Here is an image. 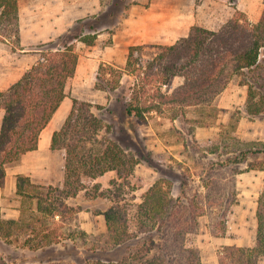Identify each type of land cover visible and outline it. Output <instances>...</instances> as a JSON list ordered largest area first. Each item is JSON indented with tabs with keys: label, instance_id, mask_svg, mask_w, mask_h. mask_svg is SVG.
<instances>
[{
	"label": "rangeland",
	"instance_id": "374dc122",
	"mask_svg": "<svg viewBox=\"0 0 264 264\" xmlns=\"http://www.w3.org/2000/svg\"><path fill=\"white\" fill-rule=\"evenodd\" d=\"M70 1L86 16L74 21L59 42V46L76 42L79 55L76 73L67 82V97L91 103L92 112L104 124L99 138L116 142L137 163L123 176L110 170L94 181L84 179V188L63 200L73 210L64 209L62 216L45 217L44 221H39L44 216L37 211L35 200L5 193L3 218L23 221L13 227L11 238L0 236V264H92L97 259H116L121 250L105 242L109 233L103 212L119 203L128 210L131 230H138V206L156 181L177 199L173 220L177 222L184 210L187 213V245L199 250L202 264H219L228 252L226 246H255L258 200L264 192V112L248 113L246 83L264 97V48L254 72L223 79L222 89L219 79H197L203 63L210 69L218 40L198 58L206 60L185 71L186 77L175 75L159 83L156 79H165L166 61L151 66L153 69H140L141 77L145 74L150 79L142 105L155 108L136 119L128 118L124 110L140 77L138 71L132 74L125 67L132 46L137 47L132 57L136 62V57H156L163 46L179 45L197 26L221 32L234 25L257 23L264 14V0ZM7 29L0 23L3 36L17 44ZM92 34L101 35V40L88 45L75 39ZM237 44L227 45L234 48ZM109 48L118 51L122 64L100 61L98 53L101 56ZM34 49L28 52L33 62L40 56ZM12 63L9 60L8 65ZM104 63L116 71L124 68L116 90L102 88L98 70ZM101 77L118 79L116 72ZM189 93L196 95L182 101ZM3 113L0 108V117ZM250 148L262 152L239 163L228 162L234 153ZM65 156V149L53 150L46 144L41 151L24 154L8 169L23 165V171L33 169L34 182L63 185ZM47 233L54 243L36 247ZM258 264H264V257Z\"/></svg>",
	"mask_w": 264,
	"mask_h": 264
},
{
	"label": "trees",
	"instance_id": "16d2710c",
	"mask_svg": "<svg viewBox=\"0 0 264 264\" xmlns=\"http://www.w3.org/2000/svg\"><path fill=\"white\" fill-rule=\"evenodd\" d=\"M18 20V0H0V23L8 26L9 35H13L17 43ZM0 35L3 36L4 33L0 32ZM62 38L60 36L57 40L39 45V59L17 82L0 91V108L4 112L0 127V184L9 165L17 163L24 154L38 149L41 132L67 97V82L76 72L79 55L76 42L59 46ZM96 38V34L75 37L88 45H92ZM216 40L220 43L216 53L210 58V63L208 62L210 69H207V66L204 68L203 63L202 69H198L201 74L197 79H204L206 82L219 79L217 84L222 89L226 84L222 82L223 79L228 81L233 74L246 77L247 73L254 72L255 67L259 65L264 48V14L257 23L234 25L232 30L223 29L216 32L199 26L194 27L191 34L181 40L179 45L177 43L163 46L162 52L152 59L136 57V62H133L132 57L137 47H130L125 68L132 74H137L138 71L137 76L141 80L137 79L134 83L130 100L125 105L126 116L132 119L143 118L146 112L155 108L142 105L147 93L146 86L150 82L145 74L141 77L142 69H153L151 66L166 61L163 65L165 79H156L159 83L175 75L186 77L185 71L189 72L196 68V64L206 60L199 59L204 57V53L210 49V44ZM231 42L238 44L229 48L227 44ZM181 56L183 61H178ZM193 59H198L199 62ZM217 68L218 72L215 71ZM122 69L124 68H118L116 71L109 64H101L98 73L104 90L112 91L120 86ZM114 72L117 73L118 79H101V74L111 76ZM210 85L212 83H209ZM246 85L248 113L257 115L264 112V97L258 95L252 84ZM194 95L196 93H189L181 100L186 101ZM92 106L89 102L73 99L72 109L64 124L53 133L51 149L66 150L63 185L39 184L28 175H17L16 193L19 197L36 201L37 211L44 216L39 221H44L45 217L61 215L64 209L73 210L67 207L63 200L76 196L84 188V179L94 181L110 170H115L119 176H123L126 170H132L137 163L136 159L116 142H106L99 138L104 124L92 112ZM261 152L251 148L239 150L232 157H228V162L239 163L248 156L256 157ZM176 202L177 199L172 198L168 190H163L162 182L156 181L138 206V230H131L128 210L119 203L103 212L109 233V239L105 242L112 244L115 250L120 248L121 253L116 259H97L92 264H202L199 250L187 245L189 218L185 210L177 222L173 220L179 206ZM256 215L258 226L255 246H226L224 249L228 252L224 253L219 264H258L264 257V192L259 197ZM22 221V218H3L0 207V236L11 238L13 227ZM25 224L30 227V223ZM52 243V235L47 233L35 246H47Z\"/></svg>",
	"mask_w": 264,
	"mask_h": 264
},
{
	"label": "crops",
	"instance_id": "0c3cea01",
	"mask_svg": "<svg viewBox=\"0 0 264 264\" xmlns=\"http://www.w3.org/2000/svg\"><path fill=\"white\" fill-rule=\"evenodd\" d=\"M80 9L79 5L71 3L70 0H18L19 42L14 44L8 38L0 35V79H3V82H0L1 90L9 88L17 82L24 72L36 62L32 61V56L28 52H31L34 48L37 52L39 45L55 40L67 31L74 21L86 16L85 13L81 14ZM1 37L3 38L1 39ZM101 38V35H97L95 41L98 42ZM15 51L20 52V54L15 55ZM117 52V50L109 48L101 56L98 53L97 57L103 62L115 65L118 62L122 64L123 61L120 59V55H117ZM36 54L34 53V55ZM9 60L13 62L11 65H8ZM72 104L73 101L68 97L63 100L49 124L41 132L38 149L26 153L25 156L41 151L42 148L46 147V144L51 148L53 133L64 124L72 109ZM2 117L3 115L0 117V127ZM23 167V165L18 166L16 170H9L7 167L5 178L0 184L1 211L4 205V194L9 192L17 195V175L24 174L33 177V169L23 171L21 169ZM33 181L35 180L33 179Z\"/></svg>",
	"mask_w": 264,
	"mask_h": 264
},
{
	"label": "bare ground",
	"instance_id": "6f19581e",
	"mask_svg": "<svg viewBox=\"0 0 264 264\" xmlns=\"http://www.w3.org/2000/svg\"><path fill=\"white\" fill-rule=\"evenodd\" d=\"M45 134V133H44Z\"/></svg>",
	"mask_w": 264,
	"mask_h": 264
}]
</instances>
